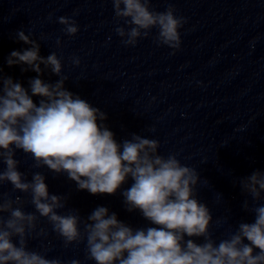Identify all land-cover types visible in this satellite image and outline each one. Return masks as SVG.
<instances>
[{"label": "water", "instance_id": "1", "mask_svg": "<svg viewBox=\"0 0 264 264\" xmlns=\"http://www.w3.org/2000/svg\"><path fill=\"white\" fill-rule=\"evenodd\" d=\"M150 3L158 11L172 4L185 18L179 49L158 44L155 28L136 45L123 44L115 28L124 21L114 16L112 0H0V77L11 76L27 88L30 78L41 75L6 63L12 50L29 46L16 38L18 30L38 41L41 55L55 51L67 77L65 87L106 113L105 123L117 141L132 133L155 138L158 152H176L196 168L201 178L197 196L211 211L210 231L218 241L240 222L255 218L252 197L242 190L240 179L264 170V0ZM62 15L77 21V34L63 31ZM73 57L80 63H73ZM42 78L54 82L59 77L45 69ZM33 99L38 103L39 97ZM16 159L27 179L40 171L50 193L65 197V207L58 210L62 213L76 209L86 219L104 205L134 228L150 224L139 210L125 207L122 190L131 178L115 193L93 194L78 189L65 173L35 167L23 150L16 151ZM5 194L20 196L24 210L35 211L30 193L8 182L0 185V199ZM37 216L29 248L47 249L48 257L65 262L78 258L94 264L85 255L84 241L65 246L47 218Z\"/></svg>", "mask_w": 264, "mask_h": 264}, {"label": "clouds", "instance_id": "2", "mask_svg": "<svg viewBox=\"0 0 264 264\" xmlns=\"http://www.w3.org/2000/svg\"><path fill=\"white\" fill-rule=\"evenodd\" d=\"M112 5L114 16L124 21L115 28L123 44L134 46L155 28L158 44L180 48L185 18L174 5L163 11L153 9L150 0H112ZM58 21L69 36L79 31L71 16ZM16 38L29 46L12 50L6 63L41 75L30 78L27 88L11 76L0 77V185L10 182L13 189L30 193L35 211H25L20 196L0 199V264H82L78 258L65 262L48 257L47 249L28 247L37 214L47 218L65 246L84 241L85 255L94 264H264V170L240 179L242 190L252 197L254 220L240 222L217 241L210 231L211 211L197 196L201 178L196 168L176 152H158L155 138L132 133L117 141L105 123L106 113L65 87L57 53L41 55L38 41L24 30ZM73 63L79 64V57ZM45 69L59 78L43 79ZM18 149L33 158L35 167L65 173L78 189L93 194L115 193L131 178L122 190L125 207L139 210L150 224L134 228L104 205L86 219L76 209L58 211L65 207V197L50 193L40 171L26 178L16 159ZM243 206L250 207L247 200Z\"/></svg>", "mask_w": 264, "mask_h": 264}]
</instances>
